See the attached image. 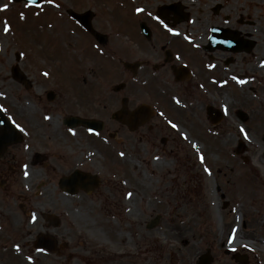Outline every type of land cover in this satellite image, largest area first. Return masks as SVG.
<instances>
[{
  "label": "flooded vegetation",
  "instance_id": "obj_1",
  "mask_svg": "<svg viewBox=\"0 0 264 264\" xmlns=\"http://www.w3.org/2000/svg\"><path fill=\"white\" fill-rule=\"evenodd\" d=\"M8 2L0 0L8 5L0 7V264H26L30 244L48 264H152L151 218L142 235L136 204H153L149 181L130 159L172 144L173 110L229 140L233 128L264 125V0H11L16 47ZM140 105L144 118L134 117ZM170 169L160 187L183 200L190 189L180 166ZM194 200L176 216L202 235L195 219L209 206ZM218 203L232 211V200ZM227 234L232 242L239 226ZM38 235L48 250L36 248ZM162 235L185 236L179 225ZM201 249L189 264H218L212 247ZM222 252L227 264H255L238 248Z\"/></svg>",
  "mask_w": 264,
  "mask_h": 264
},
{
  "label": "rangeland",
  "instance_id": "obj_2",
  "mask_svg": "<svg viewBox=\"0 0 264 264\" xmlns=\"http://www.w3.org/2000/svg\"><path fill=\"white\" fill-rule=\"evenodd\" d=\"M8 4L10 7L8 41L16 47L19 39L18 10L16 3L9 0ZM110 83L111 81H106V86ZM172 116L171 124L176 125L175 128L171 126L172 129H170L172 144L162 150L160 143H154L151 145V154H139L141 157L130 159V167L137 168L143 178H148V189L153 202L146 208L137 198L136 204L139 210L137 230L145 235L142 222L158 214L162 216L160 224L151 231V235L146 234L149 236L147 247L150 250L152 264H189L193 262L197 249H201L204 245L212 247L218 264L230 263L228 257L222 252L229 247L238 248L247 253L248 261L251 263L264 264V125L233 128L234 134L229 140L230 138H220L217 132L214 137L203 121L194 122L195 116H189L177 110L172 111ZM237 132L243 133L239 136L247 146L246 150L239 155L233 152L237 143L235 136ZM142 156L148 162L147 165L144 164ZM201 156L203 160L198 158L196 161V157ZM125 159L123 155L116 157L114 165L118 167V170H122ZM193 162L195 164H192ZM176 165L181 169L179 177L181 188L185 185V188L190 189V193L188 191L190 195L185 193L183 200V197L175 196V192H169V185L167 191L166 189L163 191V187H160L161 174ZM144 167L147 168L145 171L142 170ZM205 168L208 171H205ZM170 176L171 174L168 175ZM162 185L165 188V185ZM222 194L224 195L221 197ZM194 199H198L199 204L204 208L209 206L207 213L195 219L202 221L200 229L203 231L202 235L194 228V225L197 226L198 223L192 222V225H187L184 229V225L179 223L176 216L184 214L186 217L187 209L190 206L193 208L192 205L196 202ZM221 199L234 202L230 206L231 212L220 209V203L218 207L213 205L215 201ZM144 211L148 212L145 214ZM242 222H245V228ZM167 225L168 231L173 232H177L179 225L180 231L185 236L180 239L163 236L162 231ZM237 226H239L240 237L237 242L232 243L227 233L230 232L234 236ZM24 241H26L25 238ZM29 247L31 248V244ZM29 247L25 245L24 249L26 264H32L27 260L32 255L41 257L40 264H48L47 255L31 253L28 250ZM140 247H144V243ZM137 253H139L138 249ZM139 257L142 256L138 255V259Z\"/></svg>",
  "mask_w": 264,
  "mask_h": 264
},
{
  "label": "water",
  "instance_id": "obj_3",
  "mask_svg": "<svg viewBox=\"0 0 264 264\" xmlns=\"http://www.w3.org/2000/svg\"><path fill=\"white\" fill-rule=\"evenodd\" d=\"M16 1H18V0H16ZM208 114H209V116H210V118L212 117V112L211 111H208ZM245 148H246V146H245V144L244 143H242V142H240V143H238V145H237V147H236V149H235V151L236 152H243L244 150H245ZM157 217L153 220V222L152 223H154L155 221H157ZM154 225V224H153ZM42 240H44L43 238H42V236L41 235H39L38 237H37V247H48V243H46V244H43L41 241ZM48 242V241H47ZM39 245H41V246H39Z\"/></svg>",
  "mask_w": 264,
  "mask_h": 264
},
{
  "label": "snow or ice",
  "instance_id": "obj_4",
  "mask_svg": "<svg viewBox=\"0 0 264 264\" xmlns=\"http://www.w3.org/2000/svg\"><path fill=\"white\" fill-rule=\"evenodd\" d=\"M35 2V0H28V3H27V5L26 6H28V5H31V4H33ZM48 2L49 3H52L53 2V0H48ZM0 7H2V8H4V9H6L7 7H8V5L7 4H5V5H3V6H0ZM136 11H141L140 9H136ZM4 30L5 31H7L8 30V26L7 25H5V28H4ZM169 31H171V29H169ZM242 82V81H241ZM17 127H19V125H17ZM172 127H176V125L175 124H172ZM241 131H243V129H241ZM181 135H184L183 133H181ZM193 147H196V145H193ZM200 159L201 160H203V157L201 156L200 157ZM205 171H208V169L207 168H205ZM25 175H27V172H25ZM33 219H35V216H33ZM233 231H235L234 229H233ZM18 247V246H17Z\"/></svg>",
  "mask_w": 264,
  "mask_h": 264
},
{
  "label": "bare ground",
  "instance_id": "obj_5",
  "mask_svg": "<svg viewBox=\"0 0 264 264\" xmlns=\"http://www.w3.org/2000/svg\"><path fill=\"white\" fill-rule=\"evenodd\" d=\"M239 237H240L239 235L234 236L233 239H232V242H233V243H234V242H237V240H238Z\"/></svg>",
  "mask_w": 264,
  "mask_h": 264
}]
</instances>
